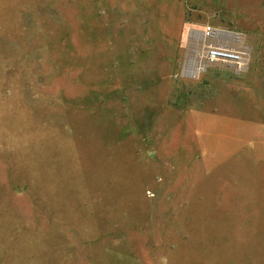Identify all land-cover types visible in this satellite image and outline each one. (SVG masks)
Listing matches in <instances>:
<instances>
[{
  "label": "rangeland",
  "instance_id": "1",
  "mask_svg": "<svg viewBox=\"0 0 264 264\" xmlns=\"http://www.w3.org/2000/svg\"><path fill=\"white\" fill-rule=\"evenodd\" d=\"M0 264H264V0H0Z\"/></svg>",
  "mask_w": 264,
  "mask_h": 264
},
{
  "label": "bare ground",
  "instance_id": "2",
  "mask_svg": "<svg viewBox=\"0 0 264 264\" xmlns=\"http://www.w3.org/2000/svg\"><path fill=\"white\" fill-rule=\"evenodd\" d=\"M220 38H226L229 39L235 43L241 44L242 45V36L239 35H221L219 33H217L216 31H212L211 33L209 32L208 36H206V33H204V36H202V47H201V52L199 57H197V62L195 64V66L192 68V72L197 74L199 72V70H202L205 66V63L208 62V60L206 59V55L208 54V50L211 48H221L224 49V52H226V47H224V45H219V43L217 42V39ZM221 46V47H220ZM223 47V48H222ZM230 51V50H228ZM235 55L229 54V53H222L220 54V58L216 59L218 61H224V62H233V63H237V64H241L243 62V60L245 61L243 54H241L240 52H234ZM234 57H237L238 60L237 61H232L231 59H234ZM231 58V59H230Z\"/></svg>",
  "mask_w": 264,
  "mask_h": 264
},
{
  "label": "built area",
  "instance_id": "3",
  "mask_svg": "<svg viewBox=\"0 0 264 264\" xmlns=\"http://www.w3.org/2000/svg\"><path fill=\"white\" fill-rule=\"evenodd\" d=\"M211 31L212 30L207 28L204 32L206 33V36H208L209 32H211ZM234 52H235L234 50H230V51L226 50V52H224V49L215 47V48H211L208 50V54L206 55V59L209 61V63L220 62V61L216 60V59L221 57L220 54L229 53V54L235 55ZM231 60L235 62L238 60V58L234 57V59H231Z\"/></svg>",
  "mask_w": 264,
  "mask_h": 264
},
{
  "label": "water",
  "instance_id": "4",
  "mask_svg": "<svg viewBox=\"0 0 264 264\" xmlns=\"http://www.w3.org/2000/svg\"><path fill=\"white\" fill-rule=\"evenodd\" d=\"M217 33L221 34V35H236V33L231 32V31H226V30H217ZM211 65L213 66H220L217 63H211ZM221 67V66H220ZM222 67L226 68V69H233L235 72H237V69H235L233 66L231 65H222Z\"/></svg>",
  "mask_w": 264,
  "mask_h": 264
}]
</instances>
